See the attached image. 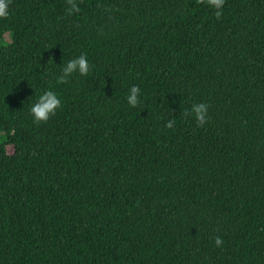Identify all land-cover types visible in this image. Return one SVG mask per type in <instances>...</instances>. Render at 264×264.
<instances>
[{"label":"trees","instance_id":"1","mask_svg":"<svg viewBox=\"0 0 264 264\" xmlns=\"http://www.w3.org/2000/svg\"><path fill=\"white\" fill-rule=\"evenodd\" d=\"M76 3L0 18V264H264V0Z\"/></svg>","mask_w":264,"mask_h":264},{"label":"clouds","instance_id":"2","mask_svg":"<svg viewBox=\"0 0 264 264\" xmlns=\"http://www.w3.org/2000/svg\"><path fill=\"white\" fill-rule=\"evenodd\" d=\"M68 12H78L79 8L76 0H67ZM222 2V0H218ZM9 15V0H0V18L7 17ZM60 67V74L57 77V82L62 83L73 73H79L81 76H85L89 73L90 65L87 57L84 54L76 56L66 62H62ZM141 90L139 86L132 85L127 92L126 100L129 106L135 107L139 102ZM29 113L31 114L35 122L47 121L51 115L55 114L56 110L61 107L60 96L51 89H46L38 96L28 100ZM209 106L206 103H192L191 108L185 110L186 116H192L197 125L201 126L207 122ZM175 120H168L166 127L172 128ZM223 240L220 237H215L216 246L222 245Z\"/></svg>","mask_w":264,"mask_h":264},{"label":"rangeland","instance_id":"3","mask_svg":"<svg viewBox=\"0 0 264 264\" xmlns=\"http://www.w3.org/2000/svg\"><path fill=\"white\" fill-rule=\"evenodd\" d=\"M11 41H12V32L7 31L1 40V45L2 46H8L11 43ZM4 136H5V134L3 132H0V140H2ZM13 150H14L13 146L9 145L8 151L13 152Z\"/></svg>","mask_w":264,"mask_h":264}]
</instances>
